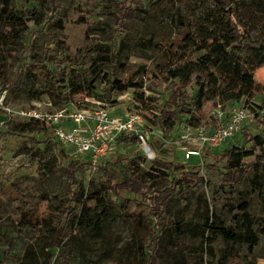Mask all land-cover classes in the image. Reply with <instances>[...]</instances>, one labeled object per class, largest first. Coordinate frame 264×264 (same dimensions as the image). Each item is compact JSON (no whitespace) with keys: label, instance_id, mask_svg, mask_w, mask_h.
<instances>
[{"label":"rangeland","instance_id":"374dc122","mask_svg":"<svg viewBox=\"0 0 264 264\" xmlns=\"http://www.w3.org/2000/svg\"><path fill=\"white\" fill-rule=\"evenodd\" d=\"M113 6L111 0H58L55 6L50 5L49 0H0V11L5 8L16 18L12 28H7L12 32V42L0 46V264H20L28 250L37 259L33 264H144L145 257L130 246L132 233L119 209L120 200L133 197L119 193L111 196L110 204L106 203L103 196L98 195L102 180L98 171L88 169L79 176L83 208L80 224L70 228L76 252L67 260L57 262L58 250L48 252L36 242L38 229L17 223L16 205L25 208L30 215L56 208L65 196L66 182L56 176L43 175L45 165L60 148L45 134L41 137L28 132L16 134L20 130L18 124L7 121L4 115L7 108L27 109L37 102L52 104L70 84L76 86L74 89L79 85L85 89L87 83L94 80L93 86L101 95L98 101L107 107H118L119 112H140L150 134L162 131L143 117L157 118V112L135 110L128 98L119 101L117 93L111 90V82L123 81L135 74V79L143 82L144 96L155 98L157 105H161L167 99V92L156 89L149 80H153L152 69L161 60L166 46L179 39L178 23L183 21L186 12L197 22L211 21L222 15V6L214 0H132L125 6L118 1L116 6L133 12L127 29L114 21ZM31 60L45 69L38 73L29 71L26 66ZM77 63L94 72L87 83L78 73ZM17 69L20 77L11 85ZM254 79L264 86V66L254 72ZM260 98L253 102H259ZM90 99L93 98L83 97V94L74 97L81 104ZM216 105L215 101L206 104L202 122L211 116ZM244 105L242 99L232 107ZM248 111L246 130L252 135L259 134L263 125L252 117L250 109ZM261 122L264 123V119ZM179 125L175 129L183 127ZM234 142L237 147H249L237 135L206 153L200 172L205 182L185 200H167L164 225L155 240L158 247L163 248V257H169L168 263L162 264H217L220 250L226 248L221 232L227 231L234 209L246 214L244 225L252 230L264 220V167L253 166L258 160L264 161V149L243 159L246 172L238 184L224 188L219 184L223 162H215L216 153L229 149ZM160 145L155 137L157 157L154 159L143 149L148 156L142 165L144 171L152 170L156 160L171 162L183 170H192V166L199 164L197 158L185 161L183 153L167 150V144L160 149ZM141 154L137 143L120 144L107 162L109 165L119 159L126 162L127 158ZM63 164L74 167L77 162L63 156ZM211 164L216 167L207 170L206 166ZM120 170L121 165L112 168L116 179ZM254 179L260 181V188L255 192L252 191ZM15 198L18 201L14 202ZM229 250L234 255L230 264H244L240 256L247 254L245 245H233ZM200 254L198 262L196 256ZM252 259L256 264H264V236L259 237Z\"/></svg>","mask_w":264,"mask_h":264},{"label":"trees","instance_id":"16d2710c","mask_svg":"<svg viewBox=\"0 0 264 264\" xmlns=\"http://www.w3.org/2000/svg\"><path fill=\"white\" fill-rule=\"evenodd\" d=\"M111 1L114 3L112 12L114 21L123 29H127L133 19V12L129 13L116 4L119 1L125 6L132 0ZM234 1L236 4L233 7ZM49 2L55 6L58 0ZM214 2L222 6V15L211 21L197 22L186 12L183 21L178 23L179 39L171 41L166 46L161 60L152 69L153 80H149V83L152 81L150 85L162 90L163 93L167 92L165 102L158 106L155 98L145 97L142 92L143 82L140 79L136 80L135 74L123 81L113 80L111 90L117 95L131 92L135 99L133 105L135 110L148 109L157 112L159 114L157 118L150 119L146 115L143 117L153 126H158L165 137L173 129L177 130L175 127L179 128L180 123H185L182 117H188V123L192 127L202 126L206 131L216 128L217 124L211 117L202 122L206 104L215 101L216 104L232 107L243 99L246 105L244 106L254 113V118L259 120L263 129L259 134L252 135L246 130V124L239 137L243 138L245 145H249L248 148L237 147L234 142L229 149L216 153L218 156H215V162H223V171L219 172L218 178L220 186L224 188L236 185L244 178L246 172V167L242 164L244 158L264 149V123L261 122L264 119L262 113L264 86L254 79V72L264 66V0H214ZM15 19L5 8L0 11L1 47L12 42V32L7 28H12ZM76 65L79 67L78 73L87 83V79L94 72L83 68L79 63ZM26 68L35 73L45 69L43 65L37 66L33 60ZM19 77L20 70L17 69L11 85ZM93 82L94 80L87 83L85 89H82L81 85L74 89L76 86L70 84L68 89L57 95L52 105L64 106L74 101L76 95L82 94L83 97L100 100L101 95L93 86ZM257 97H261L259 102H253ZM18 126L20 130L16 134L19 135L26 132L38 135L43 131V127L37 123H24ZM117 141L118 145L125 146L137 143L135 137L121 136ZM162 147L160 145L158 148ZM63 156H66L63 150L55 152L43 171V175L56 176L66 182V192L61 204L34 215L16 205L17 223L23 227L38 229L36 242L48 252L58 250L56 261L60 263L76 252L70 228L80 224L83 205L80 204L82 191L79 176L88 170L85 162L76 161L74 167L64 166ZM127 159L126 162L119 159L111 165L107 163L99 166L97 171L102 180L98 195L103 196L108 204L112 202V195L127 193L132 196V200L122 199L119 202L121 217L128 223L132 233L131 248L140 251L145 257L144 264L168 263L169 257H163V248L155 243L159 230L164 225L166 202L170 198L185 200L191 192L201 186L205 182L203 176H200L203 167L195 166L192 170H183V167L174 166L171 162L156 160V166L152 170L144 171L142 168L146 160L144 156L136 155ZM117 165H121V170L116 179L112 168ZM253 166L264 167V161L258 160ZM215 167L216 164H211L206 166V169L212 170ZM259 182L256 179L252 181L253 192L260 188ZM16 201L17 198L14 199V202ZM229 204L227 205L230 206ZM245 222H247L245 213L235 209L231 211L227 231L221 232L226 248L220 250L217 264H230L234 255L229 248L237 244L245 245L247 248V254L240 256L244 264H256L252 259L253 250L258 244L259 237L264 236V220L257 224L255 230L249 225H244ZM211 237L210 235L207 238L208 245L211 244ZM196 257L199 262L202 254ZM36 261L33 252L28 250L20 264H33Z\"/></svg>","mask_w":264,"mask_h":264},{"label":"built area","instance_id":"2783aa9c","mask_svg":"<svg viewBox=\"0 0 264 264\" xmlns=\"http://www.w3.org/2000/svg\"><path fill=\"white\" fill-rule=\"evenodd\" d=\"M125 98L133 107V94L118 95L119 101ZM119 110L118 107H107L98 100L90 99L83 104L74 100L60 107H54L50 102H37L27 109L7 108L4 115L7 121L16 124H40L43 127L38 134L40 137L45 134L67 157L85 162L92 171H97L104 162L107 164L110 157L116 154L119 148L117 140L121 136L135 137L144 157L147 155L143 149L152 154L153 159L157 157L154 146L156 137L161 145L167 144V150L183 153L185 161L197 158L199 164L195 166H202L206 153H211L228 139L239 135L250 118L245 107L226 108L217 104L210 116L216 122V128L206 131L202 126L192 127L186 117L181 129L165 137L159 130L150 134L140 112Z\"/></svg>","mask_w":264,"mask_h":264}]
</instances>
